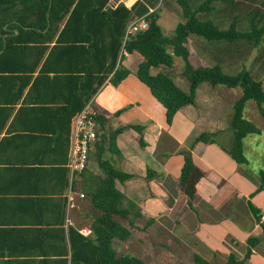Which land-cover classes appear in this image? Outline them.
Returning <instances> with one entry per match:
<instances>
[{"label":"trees","instance_id":"1","mask_svg":"<svg viewBox=\"0 0 264 264\" xmlns=\"http://www.w3.org/2000/svg\"><path fill=\"white\" fill-rule=\"evenodd\" d=\"M177 2L183 22L176 25L170 36H166L157 23V6L170 5L171 0H137L130 9L123 5L110 6L109 0H0V135L5 130L0 149L21 138L29 139L31 145L49 147L53 151L63 141L65 144L66 159L61 165L47 167L43 154L31 162L6 160L1 165L5 172L20 171L32 182V190L24 196L30 207L39 213L40 220L24 229L36 231L41 243H49L56 238L65 241V196L70 187L66 165L72 118L93 100L106 82L117 87L127 78L129 71L122 64L125 55L139 59L135 76L164 109L167 126L172 124L181 108L195 104L197 89L202 84L241 90L232 106L229 125L233 136L231 144L224 148L216 141L217 134L201 133L192 140L188 150L178 152L183 158V165L177 186L187 198L190 208L196 196L195 186L204 176L191 155L197 143L215 144L237 166L249 167L244 156L243 140L251 135L260 136L262 132L246 120L243 113L245 105L253 101L264 118L262 81L253 78L245 68L234 74L226 73L219 62L210 67H194L185 44L189 37L194 36L217 46L219 50L229 51L231 45L260 47L264 44V0H257L260 6L246 11L247 20L243 21L235 14L227 28L223 26L226 21L218 24L213 18L220 13L221 6L234 7L237 0ZM140 17L148 22V29L125 40L127 26ZM243 25L246 28L241 30ZM168 49H171V54ZM174 58L182 61L181 78L188 82L187 92L175 84L169 72L174 66ZM161 67L168 70L152 74V70ZM27 88L23 102H38L37 105H30V109L22 105L16 108ZM39 93L51 97L48 104L53 106L39 105L42 104L37 99L36 94ZM93 109L98 113L97 122L104 135L96 142L87 168L72 182L73 189L84 195L91 208V214H82L85 220L91 218L88 225L91 235L83 237L78 233L77 229L82 225L69 227L66 230L69 254L63 250L62 255L49 258V252H44L45 257L34 263L143 264L141 259L130 254H118L114 248L115 241L125 242L130 237L129 229L121 221L132 225L131 219L141 218V215L136 205L127 201L115 188L116 182L123 184L132 176L118 170L109 160V156L119 155L115 139L125 130L135 131L139 146L144 148L143 127L130 125L110 131L105 114L95 107ZM122 111L124 109L114 113V116L118 117ZM25 117L31 118L30 123L17 127V121ZM92 162L97 167L96 171L90 169ZM24 167L26 169H19ZM247 173L258 184L254 193L264 191V170H248ZM154 175L147 170L146 179ZM55 182L61 185L52 186ZM247 207L254 222L261 227L264 238L261 211L250 201H247ZM45 215H49L50 220L45 219ZM153 223L152 219L147 222L148 225ZM260 241L258 237L248 238L241 258L231 252L222 263H212L195 254L193 263L251 264L253 249Z\"/></svg>","mask_w":264,"mask_h":264},{"label":"crops","instance_id":"2","mask_svg":"<svg viewBox=\"0 0 264 264\" xmlns=\"http://www.w3.org/2000/svg\"><path fill=\"white\" fill-rule=\"evenodd\" d=\"M157 7L159 26L163 13L174 17L171 22L173 28L170 29L173 33L175 25L181 20L177 14L180 12L177 0H171L170 5L158 4ZM161 30L164 35L170 36L162 28ZM190 39L193 43H198V39L189 37L185 44L191 58V52L195 53V51L188 47ZM171 52V49H168V53ZM132 58L136 57L125 55L122 62L129 71L127 78L117 87L106 82L91 103L92 107L105 114L110 131L130 125L143 127L144 148L139 146L138 135L132 129L123 131L115 139L119 155L109 156V160L118 170L132 176L123 184L116 182V190L127 201L136 205L141 218L152 219L155 222L159 219L179 220L181 231H194L196 238L210 246L212 250L221 251L222 245L233 244L232 241L239 247L245 246L248 238L258 237L261 241L253 249L250 263L264 264L262 229L254 222L247 207V201H250L261 211V223L264 225V191L254 193L258 184L247 173L251 170L249 167L237 166L217 145L199 142L192 148L191 155L197 167L204 172V176L195 186L196 196L191 208L188 207L187 198L177 186L183 165V158L178 154L179 150H188L192 140L201 133L217 134L216 141L219 144L221 139H231L228 128L223 126L228 120L222 121L226 109L224 103L211 96L208 90L212 87L206 89L202 84L197 89L195 104L181 108L174 116L172 124L167 126L164 109L135 76L139 59L135 68L129 67ZM157 72L159 71L152 70V74ZM172 77L182 91H188V85L180 74H172ZM27 90L28 88L24 90L16 108L21 105L27 107L37 105L38 102H23ZM36 95L40 100L39 103H42L39 105L53 106L48 104L51 97H44V94L40 93ZM230 106L232 107L233 104ZM214 108L218 111L217 118H208V112ZM122 109L124 111L115 117L114 113ZM10 121L11 119L8 120V124ZM30 121L31 118L26 117L19 119L17 127H24ZM4 135L5 130L0 135V140ZM28 140L21 138L16 143H10L0 149V264H37L34 262L43 259L44 252H49V258L62 255L63 250H67L69 254L66 230L70 226L66 225V220L69 219L74 225L72 228H76L78 220H81L82 214L86 213L84 211L81 213L75 202L66 203L63 227L65 241L56 238L52 242L41 243L36 231H25L27 228L24 227H32L40 220L39 213L30 207V202L24 196L27 191L32 190L33 185L27 179V175H21L20 171L5 172L1 167L2 162L6 160L31 162L35 157L43 154L47 167H52L55 164L61 165L66 159L64 141L53 151L49 147L40 148L39 145H31ZM221 145L225 148L223 144ZM172 148L175 150L172 151ZM90 169L97 170L93 162L90 164ZM147 170L156 175L147 180ZM60 185L55 182L52 186ZM44 218L50 220L49 215H45ZM233 246L231 247L234 248Z\"/></svg>","mask_w":264,"mask_h":264},{"label":"rangeland","instance_id":"3","mask_svg":"<svg viewBox=\"0 0 264 264\" xmlns=\"http://www.w3.org/2000/svg\"><path fill=\"white\" fill-rule=\"evenodd\" d=\"M259 6L257 0H237V4L234 5V7L224 8L221 6L220 13L216 15V17L211 18L215 19L218 24L220 21H226V24L224 23L223 26L227 28L235 14H238L244 21L247 20V17L245 18L246 11ZM177 14L181 19V12H177ZM162 15L160 27L171 35L172 31L170 29L173 28L171 27V22L174 17L165 13ZM180 22L183 21H178V23ZM241 23L242 21L239 25H241ZM245 28L246 27L243 25L241 30ZM192 39H198V43H193L191 39L188 41V47L197 53L196 55L194 52H191L190 60L193 66L210 67L216 62H219L223 71L229 74L237 73L242 68H245L251 73L253 78L262 81L264 89V44L258 48L231 45V50L227 51L224 49L219 50L220 48L217 46L205 43L194 36H192ZM132 60V63L129 65L131 69L137 66V58H132ZM181 69L182 61L178 58H174V66L169 72L171 74L181 75ZM167 70L168 69L161 67L155 71L165 72ZM186 85H188L187 81ZM203 86L206 87V89L210 87L209 84H203L202 87ZM212 89L210 88L208 92L212 97L221 100L224 103V107L227 109H225L222 121L225 120L226 122V120H228V123L224 122L225 125L223 124V126L229 130L232 116V107L230 105L239 98L241 90H229L222 86H217ZM208 113V118H217L218 111L215 108ZM243 114L244 118L258 127L263 134L261 137L251 135L243 140L244 156L251 170H264V118L258 113L257 107L253 101H249L245 105ZM228 133L231 132L228 131ZM230 137V140L224 138L221 143L224 146L229 145V143L231 144L233 136L230 135ZM81 200L82 201L77 199L74 201L76 206L80 208V212L82 213L84 211L87 214H91L87 199L83 198ZM92 215L94 216V214ZM131 220H133L132 225H129L127 221H121L123 226L129 229L130 237L125 242L115 241L114 248L118 254H130L141 259L143 264H194L193 255L195 254L209 262L222 263L226 259V256L231 253L230 251H233L232 253L239 258L244 254L245 246H233V244L230 243L229 245H222L221 251L212 250L210 246L202 243L196 238L197 235L194 231H181L179 220L159 219L156 222L154 221L151 225L147 224L149 219L140 218ZM90 222L91 218L88 220L81 218L76 225L88 227Z\"/></svg>","mask_w":264,"mask_h":264},{"label":"built area","instance_id":"4","mask_svg":"<svg viewBox=\"0 0 264 264\" xmlns=\"http://www.w3.org/2000/svg\"><path fill=\"white\" fill-rule=\"evenodd\" d=\"M137 0H109L108 5L116 7L123 5L130 9ZM149 12H152L150 10ZM148 29V22L144 17L135 19L126 28L125 40L134 36L138 32H143ZM89 102L85 108L77 113L71 121L69 157L67 161V169L69 170L70 187L66 193L68 203L74 202L76 199H83L84 195L73 189L72 182L74 178L81 174L88 166L90 156L95 152V144L104 135L99 122H97L98 113ZM66 225L74 227L73 223L67 219ZM78 233L83 237L91 235L89 227L82 226L77 229Z\"/></svg>","mask_w":264,"mask_h":264}]
</instances>
